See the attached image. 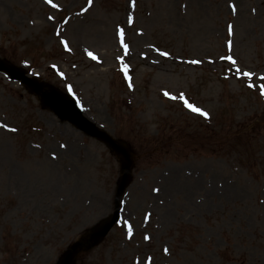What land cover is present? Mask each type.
I'll list each match as a JSON object with an SVG mask.
<instances>
[{
  "label": "rangeland",
  "instance_id": "rangeland-1",
  "mask_svg": "<svg viewBox=\"0 0 264 264\" xmlns=\"http://www.w3.org/2000/svg\"><path fill=\"white\" fill-rule=\"evenodd\" d=\"M52 3L0 0V57L46 95L71 87L88 119L121 140L131 176L116 198L123 154L0 74V124L17 129L0 128V264H55L119 197V223L76 264H264V0ZM229 55L253 76H238Z\"/></svg>",
  "mask_w": 264,
  "mask_h": 264
},
{
  "label": "snow or ice",
  "instance_id": "snow-or-ice-1",
  "mask_svg": "<svg viewBox=\"0 0 264 264\" xmlns=\"http://www.w3.org/2000/svg\"><path fill=\"white\" fill-rule=\"evenodd\" d=\"M44 2L46 4H51V7L54 8V9L57 8V5L55 3H52V0H44ZM92 3H93V0H87V4H88L89 7H91ZM228 6L232 10V12L235 13V11H236L235 6L233 4H231V3H229ZM81 11L82 12L86 11V9H81ZM48 19L52 20L53 17L49 16ZM132 22H133V18L131 16H129L128 17V23L131 24ZM227 29H228V35L231 36L232 35V25L228 24L227 25ZM115 35L117 37V40H118V43H119L120 47L124 50V52L126 54L128 52V45L124 42V30L122 28H120L119 26H117L116 30H115ZM60 43H61V45L64 46L66 51H70V48L68 47V44H67L66 41L61 40ZM227 43H228V47L230 49L231 48V41H228ZM150 47H151V45H150ZM85 53L91 59H93V60L97 59V57L95 55H93L92 52L88 51L87 49L85 50ZM159 55L167 57L169 55V53L166 52V51H161V52H159ZM221 59L230 61L231 65L233 67H235V71H236V74L238 76H243V77H246V78L253 76V73H251L250 71H241V69L239 67H236V61L230 55L229 56H222ZM116 60L122 65L121 71L124 73L125 79H129V77L127 76L128 65L124 63L123 57L117 56ZM188 62L189 63H193V64L200 63V61H198V60H192V61H188ZM258 79L262 82L259 85V95L262 98H264V75L259 76ZM247 86L249 88H252L253 84L249 83ZM129 87H131V84H129ZM69 92H71V87H69ZM164 95L169 97L170 99H176V97L170 96V94L168 92H164ZM179 99L181 101H183L184 106L187 109H189L191 112L197 113L200 116L204 117L205 119L209 118V114L207 112H205L201 108L196 107L193 104L189 103L188 100L185 98L183 93H181L179 95ZM0 128H6L10 132H16L17 131V129H15V128H9L6 124H0ZM60 147L64 148L65 145L61 144ZM53 159H55V156H53ZM152 191L153 192H157V191H159V189L153 188ZM161 203H163V201H161ZM145 219H147V216L145 217ZM117 223H119V221H117ZM124 224L127 225V234H126V236H127V238L130 239L132 237V235H133L132 227H131L130 224H128V221H124ZM144 239L147 241L149 239V237L147 235H145ZM165 253L167 254V249H165Z\"/></svg>",
  "mask_w": 264,
  "mask_h": 264
},
{
  "label": "water",
  "instance_id": "water-1",
  "mask_svg": "<svg viewBox=\"0 0 264 264\" xmlns=\"http://www.w3.org/2000/svg\"><path fill=\"white\" fill-rule=\"evenodd\" d=\"M0 68H6L2 63H0ZM12 75L16 78L21 77V74L17 71L10 70ZM26 83H29L27 80H24ZM45 105L49 108H51L59 117L62 118H68L72 122L76 123L78 127H80L82 130H85L89 134L99 136L101 138H105V135L98 130H96L93 125L87 124L85 120L80 117L79 112L77 109H75L74 104L71 100H69L66 96L62 95L60 92L51 93L46 97ZM128 182V176L127 173H124L123 176L120 177L118 180V192L119 194L124 187L126 186ZM117 213L115 212L110 220H107L105 222L100 223L95 227V229L90 234L89 239L87 240L88 243L86 246L92 245L95 242H97L108 230V228L111 226V224L116 219ZM81 244L76 243L74 244L70 249H68L63 256L61 257V260L58 264H72V259L74 253L77 251V247H79Z\"/></svg>",
  "mask_w": 264,
  "mask_h": 264
}]
</instances>
